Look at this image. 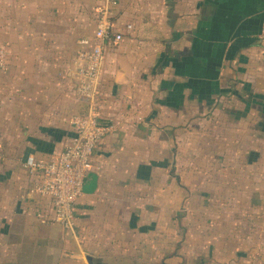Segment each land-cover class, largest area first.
<instances>
[{
	"label": "crops",
	"instance_id": "obj_1",
	"mask_svg": "<svg viewBox=\"0 0 264 264\" xmlns=\"http://www.w3.org/2000/svg\"><path fill=\"white\" fill-rule=\"evenodd\" d=\"M97 3L0 0V264H264V0H117L95 188L74 236L37 217L51 199L21 164L73 136Z\"/></svg>",
	"mask_w": 264,
	"mask_h": 264
},
{
	"label": "built area",
	"instance_id": "obj_2",
	"mask_svg": "<svg viewBox=\"0 0 264 264\" xmlns=\"http://www.w3.org/2000/svg\"><path fill=\"white\" fill-rule=\"evenodd\" d=\"M94 9V32L90 39H81L83 49L76 53L74 79L75 94L84 106L81 115L73 116L68 124L73 131L56 159L42 164L27 156L22 168L29 174L38 173L41 182L33 191L51 199L49 216L37 217L45 224L57 225L62 231L74 236L75 208L83 194V186L92 170V155L102 136L109 130L102 124L99 112V96L105 51L117 46L131 25L120 28L114 20L117 0H97ZM264 44V23L258 35ZM6 53L0 47V71L4 70Z\"/></svg>",
	"mask_w": 264,
	"mask_h": 264
},
{
	"label": "water",
	"instance_id": "obj_3",
	"mask_svg": "<svg viewBox=\"0 0 264 264\" xmlns=\"http://www.w3.org/2000/svg\"><path fill=\"white\" fill-rule=\"evenodd\" d=\"M90 178V181L83 186V193H91L95 188V176L88 174L87 179Z\"/></svg>",
	"mask_w": 264,
	"mask_h": 264
}]
</instances>
